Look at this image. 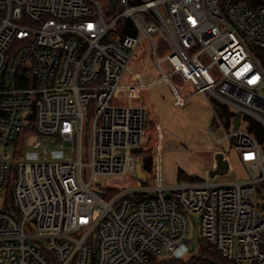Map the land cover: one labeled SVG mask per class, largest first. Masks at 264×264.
Returning <instances> with one entry per match:
<instances>
[{
    "label": "built area",
    "instance_id": "2783aa9c",
    "mask_svg": "<svg viewBox=\"0 0 264 264\" xmlns=\"http://www.w3.org/2000/svg\"><path fill=\"white\" fill-rule=\"evenodd\" d=\"M258 48L264 0H0V264H148L195 226L235 264H264V145L243 120L264 125ZM147 58L162 72L150 83ZM160 80L176 105L188 99L176 82L190 81L233 112L227 125L213 107L216 144H235L250 180L164 184L147 93ZM56 139L72 142L62 159L47 147Z\"/></svg>",
    "mask_w": 264,
    "mask_h": 264
},
{
    "label": "rangeland",
    "instance_id": "374dc122",
    "mask_svg": "<svg viewBox=\"0 0 264 264\" xmlns=\"http://www.w3.org/2000/svg\"><path fill=\"white\" fill-rule=\"evenodd\" d=\"M151 66L149 73L144 75V81L150 83L162 76L161 70L151 58L146 59ZM133 67L138 68L133 64ZM180 93L188 95L185 105L175 104V94L171 86L165 80L151 85L148 97L152 102L153 109L162 124L164 131L163 148L161 151V173L166 185H177L187 180L180 176L184 171L188 175H196L199 180H210L219 183H230L236 181H247L251 175L240 159V151L232 142L223 147L217 146L216 137L223 134L222 129H216L213 125L214 110L219 109L220 104L212 97L203 92H195L194 85L188 81L184 84L177 83ZM93 113L86 117L85 128L91 131ZM244 127V126H243ZM39 139L33 135L23 146V157L25 162H37L41 160V149L33 146ZM91 139L87 138L84 155L90 158ZM72 146L71 141L56 139L48 141V149L52 159L64 158ZM15 149L12 147L11 152ZM224 152L228 160V172L214 177L210 171L216 166V154ZM255 202L258 206H264V186L262 183L256 185ZM200 239H193L191 243L181 244L169 256L189 258L196 254L200 248Z\"/></svg>",
    "mask_w": 264,
    "mask_h": 264
},
{
    "label": "trees",
    "instance_id": "16d2710c",
    "mask_svg": "<svg viewBox=\"0 0 264 264\" xmlns=\"http://www.w3.org/2000/svg\"><path fill=\"white\" fill-rule=\"evenodd\" d=\"M258 58L261 60L264 67V48H258L256 50ZM180 81V80H178ZM227 125L230 124L233 112L229 110L225 105L220 104L219 107ZM243 120L246 122V129L252 133L256 139L264 145V125H262L256 119L250 116H243ZM180 176L190 180L194 179L193 176L186 174L184 171L180 172ZM263 186L264 183L262 182ZM260 211L264 214V206H258ZM199 251L189 258L166 256V257H153L148 264H235L229 260L220 252V250L214 244L210 243L204 238L199 240Z\"/></svg>",
    "mask_w": 264,
    "mask_h": 264
},
{
    "label": "water",
    "instance_id": "95a60500",
    "mask_svg": "<svg viewBox=\"0 0 264 264\" xmlns=\"http://www.w3.org/2000/svg\"><path fill=\"white\" fill-rule=\"evenodd\" d=\"M240 119H241V112H238L234 119V129H238L239 124H240ZM226 172H228V160L225 158L223 152H218L216 154V166L214 167V169L210 171V173L213 176H216V175H219L221 173H226ZM136 174L137 176H140V177H143L145 175L142 172L140 160L137 161V173ZM194 220L197 223L198 218L194 216ZM193 238L200 239V234H199V230L197 226H195V228L193 229Z\"/></svg>",
    "mask_w": 264,
    "mask_h": 264
},
{
    "label": "crops",
    "instance_id": "0c3cea01",
    "mask_svg": "<svg viewBox=\"0 0 264 264\" xmlns=\"http://www.w3.org/2000/svg\"><path fill=\"white\" fill-rule=\"evenodd\" d=\"M152 107H153V105H152ZM153 111H154V109H153ZM155 112V111H154Z\"/></svg>",
    "mask_w": 264,
    "mask_h": 264
}]
</instances>
